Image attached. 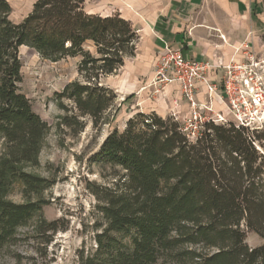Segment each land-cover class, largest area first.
<instances>
[{"label": "trees", "instance_id": "trees-1", "mask_svg": "<svg viewBox=\"0 0 264 264\" xmlns=\"http://www.w3.org/2000/svg\"><path fill=\"white\" fill-rule=\"evenodd\" d=\"M85 2L36 0L15 23L8 1L0 0V248L41 210L39 202L7 200L12 183L21 182L26 195L50 186L20 168L37 164L48 126L19 90V49L52 62L80 57L82 81L56 94L64 112L58 126L75 132L85 128L82 119L94 128L103 124L117 94L100 81L135 54L138 36L131 24L116 14H89ZM262 139L259 131L208 122L189 141L173 116L136 112L93 158L119 174L111 187L91 189L105 227L94 237L95 253L81 255L79 264H264ZM40 224L46 226L39 225L40 233L57 232L54 222ZM248 233L262 244L249 247ZM121 234L130 236L128 244L116 237Z\"/></svg>", "mask_w": 264, "mask_h": 264}, {"label": "rangeland", "instance_id": "rangeland-1", "mask_svg": "<svg viewBox=\"0 0 264 264\" xmlns=\"http://www.w3.org/2000/svg\"><path fill=\"white\" fill-rule=\"evenodd\" d=\"M7 1L11 7L10 19L18 23L31 11L36 0ZM89 5L92 6L93 2ZM19 58L22 63L19 90L48 126L37 164H23L20 168L23 172L46 179L50 186L38 194L26 195L21 182L16 180L12 183L7 200L17 204L39 202L41 210L25 226L17 229L13 241L0 248V264H79L81 255L86 257L95 253L94 237L105 227L98 211L99 203L91 189L93 186L111 187L119 174L118 168L93 160L102 142L112 131L122 132L136 110L143 113L155 110L170 116L178 112L181 120L186 112L177 106L182 102L181 106H185L186 111L188 106L172 86L163 91L156 87L153 69L152 79L137 76L139 85L136 89L117 97L114 108L106 114L99 128H94L90 120L82 119L86 122L85 128L75 132L58 126L64 112L58 107L56 94L65 85L82 81L77 70L80 57L52 62L28 47H21ZM128 62L132 63V60ZM128 74L126 69L117 71L100 82L115 91L116 87L129 80ZM133 81H136L135 77ZM259 132L263 139L259 140L258 147L264 152V129ZM2 151L3 142L0 139V154ZM41 220L54 222L57 232H38L39 225L41 229L46 228L40 224ZM116 237L125 244L129 243L130 236L127 234ZM246 243L253 248L261 245L262 239L248 233Z\"/></svg>", "mask_w": 264, "mask_h": 264}, {"label": "crops", "instance_id": "crops-1", "mask_svg": "<svg viewBox=\"0 0 264 264\" xmlns=\"http://www.w3.org/2000/svg\"><path fill=\"white\" fill-rule=\"evenodd\" d=\"M85 10L101 17L116 14L129 22L138 36L134 56L127 58L118 70H128L129 80L115 88L117 97L136 89L137 76L153 78L152 70L164 45L181 49L184 56L198 62H212L215 58L228 62L240 57L243 52L235 53V49L243 43H248L256 55L264 57L263 0H86ZM208 73L219 88L222 71ZM171 86L178 91L176 85ZM198 100L211 103L216 113L225 111L223 105L207 98L202 85ZM181 104L178 109L187 112ZM150 112L169 116L155 110Z\"/></svg>", "mask_w": 264, "mask_h": 264}, {"label": "built area", "instance_id": "built-area-1", "mask_svg": "<svg viewBox=\"0 0 264 264\" xmlns=\"http://www.w3.org/2000/svg\"><path fill=\"white\" fill-rule=\"evenodd\" d=\"M239 52H243L242 56L228 62L220 58L198 62L184 56L181 49L164 45L155 65V85L161 91L177 86L188 110L181 120L178 112L171 116L180 120L182 132L189 141H194L208 122H230L250 132L264 129V57L256 55L248 43L235 49V53ZM210 70L222 71L219 88L209 78ZM200 85L205 88L207 98L223 105L225 111L216 113L211 103L198 100Z\"/></svg>", "mask_w": 264, "mask_h": 264}]
</instances>
